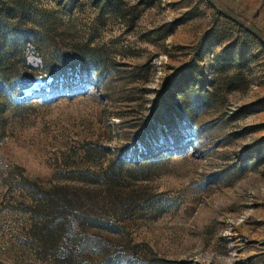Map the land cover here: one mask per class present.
<instances>
[{
    "label": "rangeland",
    "instance_id": "obj_1",
    "mask_svg": "<svg viewBox=\"0 0 264 264\" xmlns=\"http://www.w3.org/2000/svg\"><path fill=\"white\" fill-rule=\"evenodd\" d=\"M0 33V264H264L260 38L208 0H0Z\"/></svg>",
    "mask_w": 264,
    "mask_h": 264
},
{
    "label": "water",
    "instance_id": "obj_2",
    "mask_svg": "<svg viewBox=\"0 0 264 264\" xmlns=\"http://www.w3.org/2000/svg\"><path fill=\"white\" fill-rule=\"evenodd\" d=\"M208 1L211 2L213 5H215L220 11H222L223 13L230 16L235 21L245 26L247 29H249L253 34H255L258 38H260L264 42V34L254 25L250 24L245 19L241 18L239 15H237L232 10L224 7L219 1L217 0H208Z\"/></svg>",
    "mask_w": 264,
    "mask_h": 264
},
{
    "label": "trees",
    "instance_id": "obj_3",
    "mask_svg": "<svg viewBox=\"0 0 264 264\" xmlns=\"http://www.w3.org/2000/svg\"><path fill=\"white\" fill-rule=\"evenodd\" d=\"M238 24H240L239 22H238ZM241 26H243L242 24H240ZM244 27V26H243ZM249 30V29H248ZM5 42H4V38L2 37V35H1V33H0V62H2V60H3V56H2V52L3 51H5L4 49V46H5ZM76 60H77V62H79V63H83L84 62V58H83V56L82 55H79V56H77L76 57ZM4 81H6V79H3V76H0V87L2 88L3 87V85H6V82H4ZM0 88V89H1Z\"/></svg>",
    "mask_w": 264,
    "mask_h": 264
}]
</instances>
